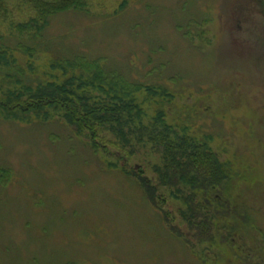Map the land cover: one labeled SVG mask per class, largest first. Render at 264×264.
Listing matches in <instances>:
<instances>
[{
  "label": "rangeland",
  "instance_id": "obj_1",
  "mask_svg": "<svg viewBox=\"0 0 264 264\" xmlns=\"http://www.w3.org/2000/svg\"><path fill=\"white\" fill-rule=\"evenodd\" d=\"M27 5L9 0L0 16L11 64L0 84L9 72L31 88L76 87L84 79L64 62L78 56L144 89L73 88L90 105L134 107L96 145L63 111H0V264H264V0H88L35 39L11 29ZM152 136L206 144L227 166L223 188L159 186L168 160ZM134 175L156 189L154 204ZM187 199L204 205L203 235Z\"/></svg>",
  "mask_w": 264,
  "mask_h": 264
},
{
  "label": "trees",
  "instance_id": "obj_2",
  "mask_svg": "<svg viewBox=\"0 0 264 264\" xmlns=\"http://www.w3.org/2000/svg\"><path fill=\"white\" fill-rule=\"evenodd\" d=\"M8 2L9 0H0V16L5 17L7 15ZM25 2L28 4V11L26 10V12H29L30 16L26 21L13 23L11 29L13 28L19 36L24 33H31L32 39L43 33L50 25L53 17L70 11L84 12L88 6V0H25ZM28 50L31 52L30 49ZM8 51L7 46L0 44L1 68L11 66L8 58H6ZM100 63L99 59L91 61L78 56H75L71 61H65L66 68L80 72V81L82 78L84 79L76 87H74L75 78H69L60 85L42 83L31 88L22 85L15 75L7 72L5 73V78L9 80L7 85L15 80L17 85L20 84L25 88L23 91H16L7 85L0 84V111L4 117L10 119L30 113L41 115L47 109L63 111L67 121L79 133L87 132L93 144L96 145L100 130L106 125L115 124L117 126L120 124L121 114L132 115L134 107L121 106L110 110L104 105H90L88 99L79 96L73 88L80 90L83 85H86L103 90V87H108L109 92H117L124 96L132 95L144 89L142 86L126 82L114 72L106 71ZM84 76L88 78L85 79ZM154 139L161 140L159 144L163 147L165 158L168 160L162 170L156 171L159 186L177 187V184L184 183L191 186L196 184L207 191L223 188L222 183L227 180L228 176L227 166L221 164L206 144L194 143L190 137L182 138L179 144L168 143L167 137L156 136ZM133 178L139 183L147 200L154 204L156 189L151 185V182L139 175H134ZM195 201L196 199L194 201L186 200L189 216L187 215L185 219L191 230L197 232L198 235H203L210 226L209 219L206 215H198L199 210L204 205L203 203H195ZM213 204L223 206L219 200L213 199ZM194 205L196 210L192 208Z\"/></svg>",
  "mask_w": 264,
  "mask_h": 264
}]
</instances>
